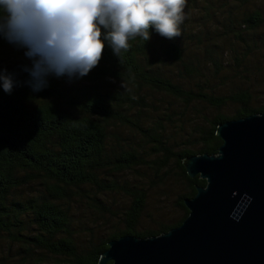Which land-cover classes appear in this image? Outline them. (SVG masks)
I'll list each match as a JSON object with an SVG mask.
<instances>
[{
	"label": "trees",
	"instance_id": "1",
	"mask_svg": "<svg viewBox=\"0 0 264 264\" xmlns=\"http://www.w3.org/2000/svg\"><path fill=\"white\" fill-rule=\"evenodd\" d=\"M262 3L186 0L184 20L178 25L180 37L170 40L152 28L148 41L140 35L130 38L128 49L119 57L105 41L102 58L87 75L69 78L49 73L46 86L39 91L31 84L34 58L25 55L28 49L0 35V71L13 80L11 92H5L0 82V234L20 244L24 256L19 264L27 257L40 263L54 257L64 264H98L111 240L159 235L184 221L189 215L184 200L194 197L198 186L206 185L199 175L188 174L184 160L218 153L223 143L217 135L219 124L264 112V102L254 104L249 91L216 94L218 86H210L205 72L215 70L221 81L230 68L239 78L250 72L241 63L264 44ZM4 15L0 12V17ZM196 33L200 49L194 54L190 48ZM103 34L102 29L101 39ZM168 60L181 66L176 81L162 69ZM156 94L170 95L184 104L181 113L174 112L176 120L166 115L168 109L157 113L152 101ZM192 103L208 104L218 112L188 117L185 109ZM229 104L236 106L233 115L222 112ZM168 121H175L183 142L176 144ZM122 128L150 143L153 154L144 155L136 148L141 144L135 147L126 141L135 139L122 134ZM141 165L163 174L172 168L177 172L184 192L177 201L183 216L175 222L160 221L154 228L141 229L149 187L128 181L121 184L110 177L128 174ZM34 183L45 191L18 193ZM118 189L130 202L121 216L123 227L79 248L71 211L64 204L75 196L107 210L101 195Z\"/></svg>",
	"mask_w": 264,
	"mask_h": 264
},
{
	"label": "water",
	"instance_id": "2",
	"mask_svg": "<svg viewBox=\"0 0 264 264\" xmlns=\"http://www.w3.org/2000/svg\"><path fill=\"white\" fill-rule=\"evenodd\" d=\"M216 154L184 160L206 185L189 215L159 235L109 242L98 264H264V112L219 124Z\"/></svg>",
	"mask_w": 264,
	"mask_h": 264
},
{
	"label": "clouds",
	"instance_id": "3",
	"mask_svg": "<svg viewBox=\"0 0 264 264\" xmlns=\"http://www.w3.org/2000/svg\"><path fill=\"white\" fill-rule=\"evenodd\" d=\"M185 5L186 0H0V35L28 49L25 55L34 58L31 84L39 91L49 73L87 75L102 58L105 41L119 57L130 38L148 41L152 28L170 40L180 37ZM0 82L11 92L10 75L0 71Z\"/></svg>",
	"mask_w": 264,
	"mask_h": 264
},
{
	"label": "rangeland",
	"instance_id": "4",
	"mask_svg": "<svg viewBox=\"0 0 264 264\" xmlns=\"http://www.w3.org/2000/svg\"><path fill=\"white\" fill-rule=\"evenodd\" d=\"M262 7L264 8V3H262ZM210 26L212 27V25ZM197 37H199L198 33H196L195 41H191L193 46H191L190 50L194 54L197 50L196 48H198V50L200 49L198 42L199 39ZM209 38L216 37L211 36ZM206 39L207 38H205V41ZM260 50L261 51L259 52H253L250 55L251 59L248 58L241 63L242 67L247 69L245 72L249 70L250 72L246 73V75L241 73L240 78L238 76H234L233 72L230 71L232 68L228 70V77H226L224 81H221V79L215 76V70H206L205 72L209 77L208 80L210 81V86H212V88L218 86L216 94L220 96L227 92H238L243 90L249 91L251 93L254 104L257 105L262 101L264 102V81L261 80L264 78V44H261ZM201 54H199V56ZM162 69L165 73L172 76L175 81L176 79L180 78V65L168 60V62L163 65ZM152 101L159 109L156 110L157 113H161L168 109V111H166V115H174L173 119L175 120L177 115H175L174 112L176 111L181 113L185 107L184 104L179 100L165 94H156V97L152 99ZM186 108L187 109H185V111L188 117H191L196 113L212 115L218 112L214 107L202 103H192ZM222 110V112L225 114L233 115L235 113L236 106L229 104ZM163 118H165V116H163ZM167 128L170 135L178 139L175 140L176 144L184 141L179 140V130L176 129L178 127L175 125V121H168ZM121 130L122 134L125 136L130 135L135 139L126 141H129L131 144L135 145V147L141 144L140 147L136 148L142 151L144 155L153 154L151 149H149L151 146L150 143H145L143 140H141L139 135H134L133 133L129 132L127 128H122ZM142 146H144V148H142ZM152 157L153 155H151L148 159H152ZM110 177L118 180V182L121 184H123L124 181H128L130 185L136 183L144 184L145 186L149 187L147 188L149 194L148 202L140 224L141 229L150 227L154 228L160 221H165L168 223L175 222L181 216H183V212L179 208L177 201L179 195L184 192V185L174 168H172L169 173L163 174L162 171L156 172L148 166L141 165L128 174L115 175L114 177L110 175ZM37 190L45 191V188L39 183H34L33 185L21 188L18 190V193L31 194L35 193ZM101 199L107 206V210L102 211L96 209L88 202V199L86 200L85 198H77L75 196H73L67 204H64V206L68 207L71 211V220L73 225L72 233L76 238L79 248H85L86 246H89L90 243L101 237L103 233L111 231L115 229V227H123L121 216L122 213L127 210L130 204L125 192L122 189L106 191L105 194L101 195ZM19 247L20 244L9 239L7 236L0 234V262H3V264H19V258L24 256L23 252L20 254L22 250H19ZM21 264L64 263L59 258L54 257H48L44 263H40V261H34L33 259L27 257L26 261L21 262Z\"/></svg>",
	"mask_w": 264,
	"mask_h": 264
}]
</instances>
